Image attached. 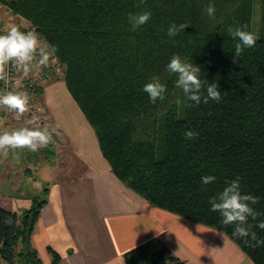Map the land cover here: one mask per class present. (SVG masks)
<instances>
[{
	"label": "trees",
	"instance_id": "obj_1",
	"mask_svg": "<svg viewBox=\"0 0 264 264\" xmlns=\"http://www.w3.org/2000/svg\"><path fill=\"white\" fill-rule=\"evenodd\" d=\"M38 30L64 68L65 84L93 127L103 156L114 174L150 204L226 233L255 264H264V245L252 248L232 236L208 203L239 178L242 193L259 202L252 207L264 221V0L261 36L256 45L234 57L228 29L253 33L256 0H0ZM215 5L210 18L205 9ZM139 5V6H138ZM151 18L136 31L130 13ZM189 25L174 37L171 24ZM246 26V27H244ZM173 54L201 69L200 78L216 83L220 102L199 105L185 94L167 64ZM235 58V62H234ZM158 76L165 98L150 102L143 91ZM41 96L43 88L37 91ZM206 95V91L204 93ZM198 135L188 140L185 133ZM160 147V148H159ZM160 149V150H159ZM53 153L48 147L43 149ZM214 182L204 185L203 176ZM31 189L32 206L16 211L0 204V262L44 264L32 235L47 202ZM11 218L5 223V218ZM264 239V230L252 229ZM247 239H250L247 238ZM252 243H255L254 241ZM52 263L60 254L48 247ZM127 264H184L159 239L125 253Z\"/></svg>",
	"mask_w": 264,
	"mask_h": 264
},
{
	"label": "crops",
	"instance_id": "obj_2",
	"mask_svg": "<svg viewBox=\"0 0 264 264\" xmlns=\"http://www.w3.org/2000/svg\"><path fill=\"white\" fill-rule=\"evenodd\" d=\"M41 97L58 126L51 153L59 158L40 182L48 184L47 202L32 235L44 264H52L49 246L60 254V264H127L125 253L152 239L184 264H255L226 233L154 206L128 188L103 156L64 80L48 83ZM0 174L21 190L0 192V204L16 211L30 207L29 190L16 184L12 172Z\"/></svg>",
	"mask_w": 264,
	"mask_h": 264
},
{
	"label": "clouds",
	"instance_id": "obj_3",
	"mask_svg": "<svg viewBox=\"0 0 264 264\" xmlns=\"http://www.w3.org/2000/svg\"><path fill=\"white\" fill-rule=\"evenodd\" d=\"M143 3V0H141ZM139 6V5H138ZM210 18L215 16V5L209 4L205 9ZM151 18V13H130L128 22L131 30L136 31ZM189 25L175 23L171 24L167 30L169 37H174L183 31ZM246 27V26H244ZM228 32L231 38L238 41L234 44V57L242 56L246 48L256 45L258 37L251 32L243 30L241 27L235 29L229 27ZM58 51L54 45L44 42L39 37L35 29L30 31H21L19 27L12 26L4 34H0V81L8 82L10 74L14 70L21 74L20 79L16 80L15 89L0 90V109H6L7 112L14 114V119L19 121L26 113L31 112L30 96L28 92L19 90L23 78L29 77L33 72H39L42 68L48 67L49 62ZM234 58V62H235ZM169 73L175 74L177 79L175 86L182 89L189 101L199 105L207 104L209 100L220 102L221 92L218 91L216 83H209L200 78L201 69L194 66L191 62L181 59L179 54H173L170 62L167 64ZM143 91L149 96L150 102L163 100L167 91L166 86L160 82L158 76L151 78V81L144 85ZM206 91V95L204 94ZM40 116L32 113L29 119L24 120V125L11 130L0 127V154L7 156L11 150L27 149L31 152H37L39 149L47 147L53 142V133H56L58 126L47 123L41 126ZM198 135L195 131L188 130L185 138L191 140ZM215 176L208 175L201 178V183L208 185L214 182ZM259 202V198L242 193L239 178L226 181V186L222 191L209 198L210 210L218 212L221 217V224L225 227L235 225L232 236L244 239V243L249 247L255 248L264 245V239H260L253 227H259L264 230V221L256 225L249 223V218L256 221L261 215L252 206ZM5 223H10L11 218H5ZM250 239H247L249 238ZM255 243H252V242Z\"/></svg>",
	"mask_w": 264,
	"mask_h": 264
},
{
	"label": "built area",
	"instance_id": "obj_4",
	"mask_svg": "<svg viewBox=\"0 0 264 264\" xmlns=\"http://www.w3.org/2000/svg\"><path fill=\"white\" fill-rule=\"evenodd\" d=\"M12 26L19 27L21 31H30L35 29L40 37L37 28L32 23H30L23 17L15 15L11 8L0 2V34L6 33V31L9 30ZM20 75L21 74H18L13 70L7 83H5L4 81H0V90H4L5 88L9 90L15 89L17 87L15 82L17 79H20ZM63 76V65L54 55L50 60L48 67L42 68V70L39 72L31 73L27 78H23L19 86V90L28 92L30 96L31 112L26 113L25 116L21 118V120L17 121L14 119V114L7 112L6 109H0V127L11 130L13 128L23 126L24 120L29 119L32 113L40 116L41 126H43V124L45 123L53 125L51 122L50 114L43 106L41 97L42 95L39 96L37 94V91L40 88H43L44 90L48 83L62 78ZM57 146L58 138L56 132L53 133V142L50 143L47 147L56 149Z\"/></svg>",
	"mask_w": 264,
	"mask_h": 264
},
{
	"label": "rangeland",
	"instance_id": "obj_5",
	"mask_svg": "<svg viewBox=\"0 0 264 264\" xmlns=\"http://www.w3.org/2000/svg\"><path fill=\"white\" fill-rule=\"evenodd\" d=\"M3 4V3H2ZM261 4L260 0H256L254 5V15H253V33L258 37L261 36L260 26H261ZM65 75V74H64ZM65 76L59 78L63 80ZM180 107L178 110V114L180 117L184 115V98L183 91L181 93V98L179 99ZM160 148V147H159ZM160 150V149H159ZM54 153V152H53ZM56 155L47 154L46 151L38 150L37 152H31L27 149L16 150L13 153L11 150L9 151L7 156L0 154V169L3 171L4 176H7L10 172H12V176L16 179V184L22 183L23 191L29 190V198L31 201V189L32 187L35 189V192H38L43 197L44 188H48L47 183L41 184L43 182L44 177H46V173L51 172L53 169V165L56 166L57 162H59ZM47 170V171H46ZM0 171V173H2ZM45 172V173H44ZM0 174V192L1 193H18L20 192L16 189L14 184H10L8 181L3 180ZM8 177L11 179L10 175ZM60 177H64L63 175ZM66 177H68L66 175ZM13 181V180H12ZM25 184V185H24ZM41 184V185H40ZM21 187V186H20ZM32 206V203H31ZM30 206V207H31ZM29 208V207H21L19 211ZM0 264H5L0 262ZM53 264V263H52ZM60 264V262L58 263Z\"/></svg>",
	"mask_w": 264,
	"mask_h": 264
}]
</instances>
